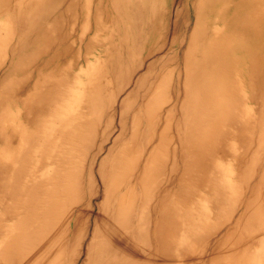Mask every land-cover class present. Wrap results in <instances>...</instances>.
I'll use <instances>...</instances> for the list:
<instances>
[{
    "label": "bare ground",
    "instance_id": "6f19581e",
    "mask_svg": "<svg viewBox=\"0 0 264 264\" xmlns=\"http://www.w3.org/2000/svg\"><path fill=\"white\" fill-rule=\"evenodd\" d=\"M33 1L35 8L14 10V14L22 21L17 25L22 32L19 53L26 65H42L38 77L49 65H78L76 54L92 45L85 39L91 28L105 38L115 32L124 46L147 47L142 56L150 61L137 80L133 102L129 104L133 91L126 94L123 81L112 90L99 69L87 72V87L80 80L71 85L83 86L87 111L94 109L97 94L105 96L98 105L105 106L110 117L106 127L116 109L121 117L133 112V131L142 116L148 127H153L151 121L156 117L159 122L163 118V126L157 124L154 142L147 141L141 149L139 144L130 159L123 134L104 151L108 142L104 131L97 151H104L105 158L96 169L89 165L84 180L83 171L74 163L82 146L77 144L78 135L86 137L81 128L85 126L88 132L95 125H81L80 116L61 115L73 111L65 97L54 112L57 121L49 124L47 116H53V109L50 102L45 105L41 86L36 82L28 89V75L27 81L16 84L11 76L20 68L15 65L6 78H0V264H173L176 259L179 264H264L263 243L259 251H251L252 243L239 249L232 245L241 222L255 219L260 206L264 207L254 204L261 198L259 187H252V194L239 201L235 182L222 177L225 170L220 163L211 162L212 156L221 159L227 148L235 152L232 147L213 146L211 136L237 141L250 128L251 100L258 102L260 115H264V0ZM142 66L136 64L134 71ZM72 90L69 86L68 92ZM3 101L16 107V116L3 109ZM174 117H178L174 126L177 144L171 150L174 158L169 174L180 178L173 183L166 177L159 184L158 176L167 168L164 144ZM121 119L122 132L126 121ZM56 123L60 137L53 138ZM224 127L228 131H222ZM40 131L42 138H33ZM46 131L52 137L45 136ZM139 135L138 129L133 144L144 139ZM60 141L69 147L60 151ZM42 143L47 144L46 153L41 146L43 154L34 162L31 149ZM245 148L241 156L232 155L234 163L246 165L249 150ZM47 164L53 170L49 178L44 173ZM196 166L204 178L203 188L213 179L214 225L208 223L207 208L199 211L203 222L197 224L193 202H186L185 197L180 202L184 177ZM93 172L101 176L102 197L92 191ZM263 179L264 171L257 183ZM85 182L82 198L88 197L91 208L78 210L79 186ZM226 205L231 215L223 218ZM147 207L149 218L144 212ZM145 226L147 238L143 237ZM189 237L203 243L194 257L182 251L180 241ZM252 240L263 242L264 232ZM37 244L43 249L34 254Z\"/></svg>",
    "mask_w": 264,
    "mask_h": 264
},
{
    "label": "rangeland",
    "instance_id": "374dc122",
    "mask_svg": "<svg viewBox=\"0 0 264 264\" xmlns=\"http://www.w3.org/2000/svg\"><path fill=\"white\" fill-rule=\"evenodd\" d=\"M33 0H0V78H6L8 71H10L15 65L19 66V70H17L16 75L11 76L16 80V84L22 82L24 79H26V76L28 75V89H31L34 85V83H38L39 86L42 88V95L47 97L45 101L46 103H49L51 108L53 109V116L48 114L47 120L49 124L52 122L55 123L57 121V116L54 114L56 112L57 107L61 104V100L65 98H69L67 102L70 105H73L72 109L73 111L71 113L66 112L63 115L65 118L68 117H75L80 116V122L81 125H83L86 122H92L95 127L92 129H88V132H86V127L84 126L81 128V133L84 132L86 134V137L83 135H78V146H81L79 150L76 151V160L75 164L76 166L81 168V172L83 171L84 180L87 178V169L89 168V165L91 164L94 169H96L100 163H102V160L105 158V152L106 149H109L112 147L113 143H115L116 137H120L121 134H123V137L125 140H127L125 147L128 152V159H130V156L135 157L137 152H135V149L140 144L142 146L145 145L147 141L155 140L154 137L157 135V124L161 127L163 126V118L159 119L156 117L151 122H155L153 127H148L146 124V118L144 116L141 117V123L139 125V128H136L135 131L132 129V121H133V112L131 111L124 115V117L120 115V112L116 109V112L113 114L112 121L110 126L106 127L107 121H109L110 117L107 115L106 107L102 105H98L99 99H106L105 96H101L99 98L100 94L98 95V98L95 97L93 99L94 109L92 111H87L84 107H87L85 101V94L82 90L83 86L81 84L74 86L71 85L73 82L80 80L82 84H84L87 87L86 79H87V72H91V69H95L97 71L98 69L101 70L102 78L109 82L111 85L112 90H115L118 83L120 81H123L122 87L124 88L125 93H129L133 91V97L129 99V104H131L135 97V89L137 88V80L138 78L144 74V71L146 69V66L148 65V62L150 60H144L142 56L146 51L147 47H134L132 45L124 46L121 42L118 41V37L116 36V33H112L109 35V38L103 37V33H97L94 32L91 28L88 33L85 34L86 40H91L92 45L88 49H81L78 54H76V57L79 58L78 65H49L46 70L44 71L42 76H37V69H40L42 65H26L23 61L22 53H19V39L22 36V32L19 31L18 26L19 23L22 24V21L18 15L14 14V10H21L25 11L27 8H35ZM148 28V27H147ZM16 50V52L14 51ZM22 59V61H21ZM86 60V62H84ZM69 61V59H68ZM67 61V62H68ZM176 62V61H174ZM137 65H143L140 69L138 68L136 71H134V67ZM87 65L89 67L87 68ZM9 77V78H11ZM96 78V77H95ZM171 78V77H168ZM98 81L97 79H95ZM121 84V83H120ZM171 84V83H170ZM49 85V87H48ZM71 86L73 90L68 92V87ZM171 86V85H169ZM49 88V89H48ZM48 89V90H47ZM255 91H253V94L257 93V88H254ZM167 91V90H166ZM247 91V90H246ZM171 92V90H170ZM165 93V92H164ZM59 94V95H58ZM248 94V91H247ZM169 92H166V95L168 97ZM61 96V97H60ZM71 97V98H70ZM75 97V98H74ZM166 97V98H167ZM3 98V96H1ZM5 103V101H3ZM252 103H250L249 107L252 109L253 118L250 123V128L248 131H244L242 136H240L237 141H234L232 139H216L214 135L211 136V139H214L211 143L213 146H225V147H232L235 152H230L228 148L226 149V154L222 156L221 159H216L214 156H212L211 162L214 163H220V166L222 169L225 170L224 176L227 180L228 178L235 182L237 191L240 193L239 201L246 199L244 197H249L252 192L254 186L259 187V191H261V198L258 197L257 201L254 202L255 207L258 208L257 203L264 204V179L262 180V183H257L260 179V176L262 175L264 171V115H260L259 112V105L257 101L251 100ZM249 104V102H248ZM48 106V105H47ZM4 110H8L10 112V115H17L18 110L15 106L8 107L7 104L3 106ZM131 110V107L129 108ZM48 112V111H47ZM85 114V116H83ZM19 116V115H18ZM17 116V117H18ZM16 117V118H17ZM123 118L126 121V128L122 132L120 131L118 125L120 123V119ZM176 120L171 122V127L168 130V139L165 145L164 154L167 156L166 159V166L167 168L161 171L163 173H160V175L157 177L159 184H162L165 182V178L169 177V180L173 183L176 182L180 177L178 175L173 176L169 174L171 165L173 163L174 155L171 153L174 148V144H177V133L175 132L174 126L175 122L177 121L178 117H174ZM122 120V119H121ZM123 122V120H122ZM155 128V129H154ZM45 129L50 130L49 127H45ZM139 129L140 135L144 137L143 140L136 139L135 144L131 142V139L134 137L135 134ZM31 130V129H30ZM155 130V131H154ZM228 131V128L224 127L222 128V131ZM104 131H106V135L108 137V142L106 143L105 150L104 151H97V145L99 141L101 140ZM47 134L45 136L50 135L51 132L46 131ZM156 132V133H155ZM182 130H180V136L182 137ZM53 138L60 137L59 133V124L56 123V125L53 128ZM139 135V136H140ZM261 135V136H260ZM43 136L42 132L40 131L37 134H34L33 138L41 139ZM51 136V135H50ZM51 136V137H52ZM138 136V137H139ZM49 137L52 141L55 140L53 138ZM154 138V139H152ZM124 141V140H122ZM121 141V142H122ZM174 141V142H173ZM81 142V145H80ZM118 142V141H117ZM251 142V143H250ZM83 144L88 145V148L86 149ZM46 143H42V145L39 146L37 144L36 146L32 147L31 149V158L36 162V159H40V155L43 154L41 152L40 147L42 146V151L45 150L46 153ZM122 145V144H121ZM120 145V146H121ZM139 145V146H140ZM151 145V144H150ZM53 146V144H52ZM95 146L96 150L92 151V148ZM37 147V148H36ZM60 151L66 150L69 145L68 143H64L62 141L59 142L58 146ZM245 147H248V154H247V163L240 164L234 163L232 159V155L236 154L237 156H241L242 153L246 150ZM40 150L39 153L36 151ZM139 148V147H138ZM150 148V147H149ZM81 149H85L84 152H81ZM38 150V151H39ZM148 150V148H147ZM97 152V153H96ZM44 153V154H45ZM96 153L97 158L93 161L91 160L92 155ZM163 154V150H160V152ZM162 154L161 157H162ZM163 154V155H164ZM141 155V154H140ZM146 154L142 155L140 158L141 160L144 158ZM173 155V156H172ZM139 156V154L137 155ZM159 157V156H158ZM164 157V156H163ZM162 157V158H163ZM172 157V158H171ZM160 159V157H159ZM161 160V159H160ZM159 161V160H158ZM106 160L104 161L105 164ZM114 162V161H113ZM112 162V163H113ZM160 162V161H159ZM111 163V164H112ZM158 163V162H157ZM200 163V160L197 162ZM179 165V164H178ZM180 166V165H179ZM51 168L48 164L46 169L44 170L45 178H49L53 174V170L51 171ZM193 172L189 176L184 177V188L181 189L180 202L182 203V198H186V202L188 199L193 202L192 207L194 208L192 216L194 217V220L197 222H203V220L200 218L199 211L203 208L208 211V223L210 225H214L216 223V214L217 211H215L214 206L212 205L214 203L215 198V190L214 187L212 188L213 179L211 181V184L206 188H203L201 183L203 182L204 178L202 177V172L198 170V167L193 168ZM179 171V170H178ZM165 172V173H164ZM250 172V174H249ZM175 173V172H174ZM246 173V175H244ZM251 176L250 179L247 181V176ZM92 191H94V194L97 196L99 195L102 197L103 191L99 187L100 186V179L101 176L96 173H92ZM246 176V177H245ZM219 176L217 175V178ZM215 178V177H214ZM73 179V176L70 178V184ZM150 182L152 180H149ZM69 183V180H68ZM86 182L79 186V193L81 196L79 200V206L78 210H83L85 208L89 209L91 208V205H89L88 197L82 198L84 194V189H86ZM113 186V185H112ZM116 186V185H114ZM113 186V187H114ZM253 187V188H252ZM115 188V187H114ZM247 188V189H246ZM250 192V194H249ZM249 194V195H248ZM141 200V196H138ZM143 199H145L143 197ZM178 202V199H177ZM96 203V201H95ZM151 204V201L148 202ZM178 207H180V203H177ZM260 213L258 216H256L255 219L250 221H242L240 224V228L238 229V237L233 240L232 245L239 249L242 246L246 245L247 247L252 243L251 251H259L262 247L263 242H255L252 240L257 233L264 232V207L260 206ZM183 209V207H181ZM225 212L222 213L223 218L229 217L231 215V212L228 213V207L226 205ZM235 208H237L235 206ZM234 208V211H235ZM198 210V211H197ZM89 212V211H88ZM147 218L150 216V209L147 207L144 210ZM235 212H233V216H235ZM236 219V216H235ZM136 225V224H134ZM220 225V224H219ZM147 226L143 227L144 230V236L147 238ZM125 232V229L122 230ZM181 243L183 242V253L185 252L186 255L189 254L190 257H194L193 253L199 251L203 243L202 241H197L195 237L193 240L189 237L187 239L183 238ZM187 242L189 244L187 245ZM186 243V245H184ZM264 247V246H263ZM43 247L41 245H38L34 247L35 253L39 254L42 252ZM176 256V254L174 255ZM180 260L176 259V261L173 262V264H179Z\"/></svg>",
    "mask_w": 264,
    "mask_h": 264
}]
</instances>
